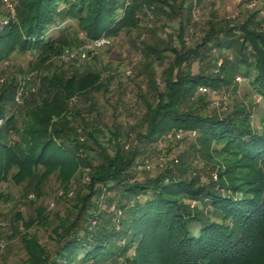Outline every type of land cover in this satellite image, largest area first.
Masks as SVG:
<instances>
[{
    "label": "trees",
    "instance_id": "trees-1",
    "mask_svg": "<svg viewBox=\"0 0 264 264\" xmlns=\"http://www.w3.org/2000/svg\"><path fill=\"white\" fill-rule=\"evenodd\" d=\"M167 5L169 0H18L16 18L0 30V61L34 50L44 65L71 42L73 25L62 23L76 21L89 40L112 37L139 28L140 15L150 9L167 13ZM161 50L146 44L144 54L160 57ZM172 50L164 89L152 78L153 99L143 95L148 112L137 139L152 144L174 129L194 131L207 156L215 150L224 159L213 168L180 165L161 173L143 170L147 177H140L144 151H126L121 134L91 119L92 106L81 110L73 103L107 90L96 69L83 73L60 59L62 66L41 75L38 89L24 96L20 117L7 108L17 84L0 93V179L14 172L20 181L32 179L44 167L68 182L76 169L92 170V190L78 200L75 218H61L54 227L55 255L28 235L25 264H264V119L254 125L245 107L205 113L208 104L198 96L202 86L228 88L241 73L264 100L262 21L253 13L234 27L211 25L195 48ZM104 189L113 193L109 203L120 216L100 210Z\"/></svg>",
    "mask_w": 264,
    "mask_h": 264
},
{
    "label": "rangeland",
    "instance_id": "rangeland-1",
    "mask_svg": "<svg viewBox=\"0 0 264 264\" xmlns=\"http://www.w3.org/2000/svg\"><path fill=\"white\" fill-rule=\"evenodd\" d=\"M169 2L171 6L164 7L167 13L148 10L146 14L140 15L142 22L139 28L109 37L111 45L90 52L85 60L74 61L75 66L83 73L89 69L99 71L107 90L95 92L86 99H74L73 103L81 110L92 106L94 111L90 114L91 119L105 124L110 132L121 134V142L126 151L135 146L144 151L142 159H138L137 170L141 172L140 177L146 175L143 170L161 173L182 165L203 171L213 168L214 163L224 161L215 150L207 156L206 148L201 147L197 133L195 136L186 135L178 139L175 137L178 129H174L152 144L140 143L137 139V133L144 131L142 120L148 112L143 95L149 100L153 99L152 78L156 80L160 90L164 89V71L175 55L172 49L176 52L193 49L202 43L211 25L216 28L234 27L253 13L257 14L264 27V0ZM17 4L18 0H0V22L16 18ZM69 23L73 25L72 38L63 50L76 49L87 40L76 21L61 25L64 27ZM55 31L51 30L50 34L53 35ZM146 44L162 49V56L144 54ZM38 53L34 50L15 51L0 61V93L13 81L17 84L14 101L7 103L8 110H15L17 117H20L25 105L24 96L38 89L40 76L53 73L62 66L60 55L42 65ZM213 53L215 57L220 56L215 48ZM224 53L230 55V52ZM218 63H222V58ZM64 68H70V65L65 64ZM197 69L194 68L195 71ZM198 96H202L208 104L203 110L205 113H224L233 108L245 107L250 112L254 125H259L264 119V100L254 92L250 81L241 73L234 75L228 88L212 91L202 86L198 90ZM212 145L216 148L215 143ZM146 159L153 163L149 170L143 166ZM74 172L68 182L60 175V171L44 167L38 170L35 177H29L32 179L20 181L13 176L16 172L0 179V245H3L0 264H25L27 252L24 239L28 235L36 236L46 251L55 255L58 243L54 227L59 225L61 218L72 221L81 196L90 194L92 190V170L83 167ZM217 174L215 170L211 171L214 180H217ZM111 195L113 193L106 189L99 193L101 211L115 213V203H109ZM41 214L47 221L42 220Z\"/></svg>",
    "mask_w": 264,
    "mask_h": 264
},
{
    "label": "built area",
    "instance_id": "built-area-1",
    "mask_svg": "<svg viewBox=\"0 0 264 264\" xmlns=\"http://www.w3.org/2000/svg\"><path fill=\"white\" fill-rule=\"evenodd\" d=\"M0 23H2L0 28L3 29L9 23V21L3 20ZM111 44H112V40L106 35H103V36L96 38V39H93V40L87 39L84 41L82 46H80L76 49L65 48L62 51V53L60 54V59L65 63L74 62L76 60H85L88 57V55L90 54V52L99 50V49H101L105 46L111 45ZM186 135L195 136L196 132L188 131L185 129H178L175 132V137L178 139H182ZM171 159H173V158H171ZM177 160L178 159H176V161ZM143 166H144V169L149 170L153 167V163L149 159H146L144 161ZM116 212L118 215H121V210H117ZM2 251H3V245H0V253Z\"/></svg>",
    "mask_w": 264,
    "mask_h": 264
}]
</instances>
